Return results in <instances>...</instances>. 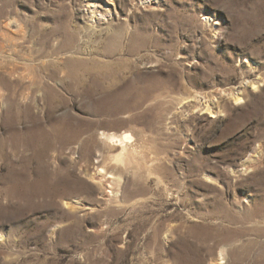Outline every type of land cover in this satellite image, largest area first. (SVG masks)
Segmentation results:
<instances>
[{"label":"rangeland","instance_id":"rangeland-1","mask_svg":"<svg viewBox=\"0 0 264 264\" xmlns=\"http://www.w3.org/2000/svg\"><path fill=\"white\" fill-rule=\"evenodd\" d=\"M222 262L264 264V0H0V264Z\"/></svg>","mask_w":264,"mask_h":264},{"label":"bare ground","instance_id":"bare-ground-1","mask_svg":"<svg viewBox=\"0 0 264 264\" xmlns=\"http://www.w3.org/2000/svg\"><path fill=\"white\" fill-rule=\"evenodd\" d=\"M235 101L237 103L241 102V99L239 98V94L235 95ZM104 138L106 139L108 145L111 148H120V153L116 157L113 158L112 162H115L117 166L124 165L127 162L128 157L131 154L130 147L128 146V144L131 143V140H132L131 137L129 135H126L124 138L120 139L116 136L109 135V136H105ZM109 174L111 177H108ZM99 175L101 176L100 183L103 184V180H104V182L108 184V189L112 190L111 193L115 195L118 194L117 192L119 191V189H121L120 180H118L115 176H113L110 173V171H108L107 168H104L102 169V171H99ZM221 264H225V263L222 262Z\"/></svg>","mask_w":264,"mask_h":264}]
</instances>
